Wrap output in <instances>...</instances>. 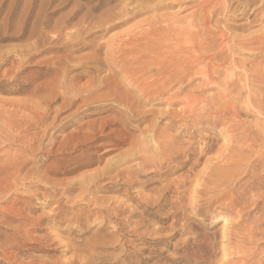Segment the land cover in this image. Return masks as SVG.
<instances>
[{
	"label": "bare ground",
	"instance_id": "bare-ground-1",
	"mask_svg": "<svg viewBox=\"0 0 264 264\" xmlns=\"http://www.w3.org/2000/svg\"><path fill=\"white\" fill-rule=\"evenodd\" d=\"M29 1L20 14L18 13L17 15L16 9L13 6H11L12 8L8 6L7 14L5 17H2V14L6 10V1L0 0V30L5 32L14 30L16 35H19L18 39L27 43L18 51L20 52V58L12 62L18 67L17 72L13 73L12 82L16 84L19 81V77L27 70H24L23 67L27 63H30V60L33 58V52L39 50L41 47L49 45L48 51L57 52L62 55L46 63L45 77L50 76L47 81L40 84H35V82L27 83L25 85L32 87L31 89L27 87L28 90H23L19 87L12 90L14 94L28 93L33 95L38 99L39 105L38 107L37 105L33 107L27 103H10V106L13 108L12 110L5 111L4 108V114H7L8 117H3L2 115L4 114L1 115L0 112V120L2 122L0 132H19L22 122L14 120L13 116L17 117L23 111L32 110L33 116L29 119V126L31 125L34 133L29 137L23 138L18 137V135L16 138L8 134L5 138L7 137L12 141L19 139L26 146L25 152L28 155H41L42 157L39 162L44 163V161L49 160L52 158V155L55 156L59 151H54L56 140H58L54 138V132L64 129L62 125L56 126L60 117L71 110L75 111L70 117L80 115L83 111L85 113L91 111V114L96 115L112 112L116 114L113 118L111 116V118H99L76 128L68 138L66 137L67 141L64 142L62 148H65L64 150L71 149L73 153H79L77 158L80 160L77 162V169H82L100 162L99 158H94V154H91V151L101 147L97 145L99 142L112 140L114 143L111 145L114 148L130 144V150L127 153L119 158L108 161L100 173L89 177H85L87 176L85 175L77 182H70V184L63 185V187L61 185L64 188L61 195L66 196L65 198L69 202H72L73 206L79 202L86 204L85 208L77 209L74 206L70 209L76 211L73 219L76 223L80 224L82 220L89 221L91 216L107 219V222L113 219L120 220L119 224H112L110 226L112 230H108L102 236L100 235L102 230L97 231L92 239L85 244L84 248L75 249L74 255L67 260L68 263L61 264H104V262H97L94 256H98L99 251H107L105 247L109 245H113L115 251H120L118 254L120 257H116L115 264H251L254 259L257 260L261 256V253H258L260 256L256 258L257 254H253L251 250L235 245L236 242L233 243L231 239L236 234L241 233L243 235L242 232L244 234L246 232L249 237L254 239L258 236V233H261L260 229L258 230L259 226L264 225V209L263 217L261 216L260 220L257 217V221H250V223L247 219L252 217L250 214L253 215L255 212H247L249 211V206L252 205L256 209L258 202L264 200V126L258 127L256 125L257 128L255 126L253 128L254 124L252 125L251 122V125H249V122L248 125L252 128L248 127L247 129L244 128L245 125L248 126L247 124H244V126L237 125L236 127L234 123V127L230 125L227 130L229 128L232 129L229 130L230 133L227 132L228 135L236 133L242 139H245H243L244 142H241V138L238 140V144L241 147L235 149V151L229 149L231 153L228 155L225 153L227 151L226 148L222 154L221 152L218 153V158L207 159L204 169L196 172L200 161L205 159L204 156L208 154L209 158V154L215 152L213 147H208L205 143L208 148L202 149L200 152H197L199 151L197 150L196 152L197 154L199 153V156L193 160L194 158L191 157L193 154L190 152L191 149L176 143V138L175 141L174 139L170 140L169 135L158 134L156 130L152 129L153 126L152 128H147L146 123L149 119L145 114L146 111L143 112L140 109L142 101L137 99L138 97L134 98L132 95L144 97L158 94L162 96L176 85H186L193 81L197 75H200L205 85L220 84L222 82V101L230 97L237 98V100L241 97H247L256 104L257 115H263L264 106H260V98L263 96L262 93H264V0H202L197 3V6L193 3L196 6L193 8L195 12L188 16L189 20L186 27L176 32L171 29L173 28L172 25L170 28L174 34L176 33L183 40V42H180L181 40L179 41L176 38V41L178 39V43L174 40L177 50H179V61L177 62L168 57L167 51H165L166 47L164 49V45L162 44L164 38L166 39L168 30H165L166 32L164 33V30L158 29L156 26L157 24H161V22L157 23L156 21L155 23L153 20L156 26L152 28L153 31L145 33L142 38L137 36L131 37L132 35L128 33V36H130V38L128 37V42H123L121 48L117 49L109 46L110 49L106 50L105 53H101L105 41L101 43L102 46L98 42L99 38H97L99 39L98 41L96 40L97 42L92 40L93 42H89V44L81 40L85 35L89 38L95 35L94 31L103 32L119 27L121 25L118 23L120 20L119 16H122L121 14L127 10H125V7L124 9H119L118 13L113 9H108L100 17H95L93 13L106 9L104 7L107 3L105 5L104 0H99L96 4L90 2L85 8L86 13L83 16L81 14L84 9L81 8L82 6H78V10L75 9L69 16L53 25L47 14L42 16L41 13H38L34 17L31 8L36 1ZM139 1L142 2L140 10H143V4L150 5L156 0H151V3L149 0H137V2ZM45 3L46 5H53L55 0H47ZM10 4L15 5L16 0H12ZM133 4L138 5L139 3ZM135 6L133 9H135ZM43 7L44 5L40 9ZM127 18H122V20ZM165 21L167 22V20ZM212 22L216 23L213 27H211ZM258 24L262 25V29L252 32L253 28H256ZM70 27H73L74 30H69ZM157 40L160 42H156ZM166 41L168 42V40ZM85 49H90L91 53L82 57L81 60L73 58L74 54ZM175 54L177 53L174 52L173 55ZM152 56H156V61H152ZM82 60L87 62V66H84ZM218 60L221 64L216 68L214 63L218 62ZM9 62L10 57L8 54H0V68H3ZM73 73L75 74L70 77L69 75ZM148 73L152 76L146 77ZM86 77L89 79L85 84H78L79 80ZM151 78H154V80L150 82ZM188 92L191 93L190 91ZM171 95L173 97V93ZM190 98L195 101V96L190 95ZM233 102L235 104V101ZM3 104L6 105L5 102H0L1 108L5 107ZM42 104L46 105L45 109L40 108ZM219 106L220 108L216 111L217 115H223V113L230 114V111L233 110L234 113L232 112L230 116L232 114L236 116V113L239 111L235 108L236 106L229 107L231 106L229 104L228 107H225L220 102ZM192 108L191 110H193ZM212 110L214 112V109ZM26 119L28 120V118ZM240 120L236 121L239 122ZM244 120L247 121L248 119ZM24 121L26 120L24 119ZM133 123L136 124L134 125ZM194 123L196 124L195 121ZM112 128H115L113 132L107 135L104 134L106 130ZM185 130L179 133L184 135L187 132ZM135 131H138L137 133L139 134H132ZM112 135L114 138H112ZM225 137L224 139H226ZM1 139L0 135V146L3 143ZM231 145L229 144V146ZM233 147L231 146V149H234ZM217 150L219 151V149ZM28 161V159L20 160L14 158L7 160L0 172V199L11 197L13 195L12 190L17 187L19 188V186L24 187L25 182L29 180L35 181L33 182L34 187L45 189L46 194H42L43 199L50 200V198L56 197L48 191L49 189H46L42 185L53 184L52 180H47L45 176L46 172H40L38 168H32L27 172L25 178H20V171H24L22 169ZM186 168L188 169L185 174L179 179L169 180L168 177L170 175L181 172ZM51 172L53 171L51 170ZM53 173H56V171ZM194 176L196 178L193 179ZM247 177L250 179L247 183L245 182L246 185L238 189L233 187L234 179L242 180ZM156 178L157 181L155 183H158L157 185L161 184V186L152 189L153 196L142 194L143 196L141 197L144 204L139 205L142 217L133 228L134 234H137L144 246L142 248L134 246V251L128 252L122 232L124 231L123 229L130 227L129 220L119 219L122 214H125L126 203L114 202L116 206L111 210L112 213H109L110 207L104 205V208L108 212L104 216L103 211L105 210L102 206L104 203H102L103 201L101 202L102 208L98 206V198H93L91 189L100 184L104 179L111 180L112 182L116 181L117 183L123 181L125 186L131 188L134 185H149L152 179ZM137 181H140V183ZM52 186L57 187L59 185L53 184ZM122 190L119 189V191ZM124 190L127 191L124 201L131 200L132 198L129 196L130 190ZM76 192L78 195L74 194ZM24 193L20 197L14 198L13 204L10 207L0 209V216L3 222L9 224L19 222L18 226L15 227L14 244H0V250L12 249V252L7 256L8 261L17 259L18 254L14 255L13 249L18 250L21 240L29 236L28 225L30 222L29 218H26L24 214L27 209H31L32 202L37 198L38 194L32 191L31 188L25 190ZM73 194L76 197L72 196ZM170 194L173 195L170 196ZM18 205L20 208H17ZM189 205H194L195 208L200 209L196 210L195 214L194 212L188 214L187 206ZM93 206H98V209H91ZM161 213H164L165 216L161 217ZM207 215L212 219L223 218L224 227L223 231H221V238L219 237L222 242L219 243L217 238L209 236L206 233L199 234L193 231L187 222L182 224L186 219H191L190 216L204 219ZM230 216L234 217L233 222L229 220ZM198 221L200 224L198 226H201L202 219ZM164 222H167V224L162 226ZM230 226L234 230L231 231ZM165 232L168 234H164ZM262 232L264 235V230ZM184 235H189V237L185 236L186 239L176 244L171 243L176 236L181 237ZM221 243L222 245L219 246ZM256 244L257 251L259 246L258 241ZM172 247L175 251L169 253ZM219 247H221L222 253L217 258V253H219L217 249L219 250ZM230 249L234 251L235 259L233 261H231L233 255L228 254L231 252ZM228 250L229 252H227ZM258 250L260 251V249ZM20 261L18 263L17 259V262L14 264H39L34 259L27 263H23V260L22 262ZM256 264L263 263L261 261V263L258 262Z\"/></svg>",
	"mask_w": 264,
	"mask_h": 264
},
{
	"label": "rangeland",
	"instance_id": "rangeland-1",
	"mask_svg": "<svg viewBox=\"0 0 264 264\" xmlns=\"http://www.w3.org/2000/svg\"><path fill=\"white\" fill-rule=\"evenodd\" d=\"M4 1H6L5 2L6 3V5H5L6 10L2 14V17H5V15L7 14L8 6L9 7L13 6V8L16 9V12L18 15V13L20 14L22 12V10L25 8V5L30 2L29 0H16V4L12 5V4H10L12 0H4ZM34 1H36V2H34V6H32V8H31L33 11V16L35 17L36 15H38V13H41L42 16H45L47 14L53 25L58 23V21L64 19L65 17L69 16L71 14V12H73L75 9L78 10L79 9L78 6H82L81 8L84 9V11L81 14V16H83L86 13L85 8H86V6H88L90 4V2L95 3V4H96V2H99V0H55V3L53 5H46L45 2L47 0H34ZM104 1H105V5L107 3V5L104 7L106 9H103V10L101 9L99 11L94 12L93 16L100 17L103 14V12H105L108 9H113L115 12L118 13L119 9H124V7H125V10L127 9L125 11L126 13L123 12V14H121L122 16H119L120 20L118 21V23H120L121 25L119 27L112 29V30H109V31H103V32L94 31L95 35H93L90 38L88 36H87L88 37L87 38L85 35V36H83L84 39L83 38L81 39L82 41H84V43L89 44V42L91 43L93 41H96V40L98 41L100 39L98 42L101 44L102 42L105 41L104 42L105 43L104 48H102V50L104 52L101 50V53H105V51L110 49V47H114L115 49H117L119 47L121 48L123 42L124 43L128 42V39L130 38V36H128V33H130L132 35L131 37L137 36L139 38H142V37H144L145 33H149L151 31H153L152 28L157 26L158 29L161 28L162 30H164V33L166 32L165 30H168L166 39L164 38V42H162V44L164 45V49L166 47L165 51H167L168 57L173 59L174 62H177V61H179L178 60L179 50H177L176 43H178V39H179V41L181 40L180 42H183V40L180 36L176 35V33L174 34L172 31L174 30L176 32V31H179V30L186 27L188 20H189L188 16H190L191 14H193L195 12V9H193V8H195L197 6V3L201 2L202 0H156L155 1L156 3L154 2L153 4L151 2L154 0H152V1L149 0V2L151 4L150 5L149 4H147V5L143 4V10L142 9L140 10V6L142 5L141 4L142 2L141 1L137 2V0H104ZM133 3H139L140 5L139 4L136 5ZM193 3L196 4V6ZM42 5H44V7L42 9H40V7ZM108 5H109V7H108ZM135 5L138 7H136ZM134 6H135V9H133ZM149 6H150V8H149ZM155 6H157V7H155ZM147 8H149L150 10L148 9L146 11ZM155 8H157V9L155 10ZM138 9H139V11H138ZM151 9H152V11H151ZM132 10L133 11L137 10V11L133 12ZM141 11H143V12L139 13ZM122 18H127L125 20L123 19L126 22H124L122 20ZM127 20H129V21H127ZM152 20L155 21V23H156V21H157V23L161 22V24H157L155 26V23ZM165 20H167V22ZM0 23H1V21H0ZM168 25H169V27H168ZM171 25L173 26V28H171L172 27ZM213 25L215 26L216 23L212 22L211 27H213ZM170 28L173 30H170ZM261 29H262V25L258 24L256 28L255 27L253 28L252 32H257V31H260ZM69 30L73 31L74 29H73V27H70ZM18 36L19 35H16L14 30H9L7 32L0 30V54L1 55H7L8 54L10 57V62L7 65H5L3 68H0V100H1L0 102L6 103V105L3 104L5 107H3V108L0 107L1 115L4 114V108H5V111L13 109L10 106L12 103H14V104L15 103H19V104L20 103H22V104L27 103L29 106L32 105L33 107H35L37 105V107H38V105H39L38 99L36 97H34L33 95H30L28 93L14 94V93H12V90L15 88H18V87L23 89V90H28V89H31L32 87L25 85L27 83L35 82V84H40V83L47 81L50 78V76L45 77L46 63L49 61H52V59L57 58L58 56L62 55V54H59L57 52L48 51L47 49L50 48L49 45H45L44 47H41L39 50L34 51L33 52V58H32V60H30V63H27L23 67L24 70L25 69H27V70L19 77V81L16 82V84H14L12 82L11 78L13 76V73L17 72L18 67H16V65H14L12 62L20 58V55H19L20 52H18V51L20 50V48L24 47L27 44L26 41L18 39ZM97 38H99V39H97ZM110 38H112V39H110ZM176 38H178L177 41H176ZM166 40H168V42ZM174 40L176 41V43L174 42ZM156 42H160V41L157 40ZM107 43L111 44V45H108ZM106 44H107V46H106ZM172 45H173V47H172ZM52 46H54V45H52ZM173 48L177 52L174 51ZM174 52L177 53V54H175L176 56L173 55ZM90 53H91L90 49H85L79 53L74 54L73 58H75L76 60H81L82 57H85V56L89 55ZM152 58H153L152 61L153 60L156 61V56H152ZM82 63H84V66H87V62L85 60H82ZM220 64H221V62L218 60V62L214 63V66L216 65V68H217L218 66H220ZM7 71H8V73H7ZM74 74L75 73L70 74L69 76L71 77ZM146 75H148L146 77L152 76L150 73H148ZM91 76H94V75H91ZM224 77L227 78L226 76H224ZM88 79H89L88 77L81 79L78 81V84L83 85L88 81ZM153 80H154V78H151V80H149V81L151 82ZM221 83L220 84H213V85H205L203 82V79L200 77V75H197L194 78V80L191 81L190 83H187L186 85L178 84L173 89L169 90V92H166V94H164L162 96L158 95V94H151V95H147L144 97L140 96V95H132V96H134V98L138 97L137 99L142 101L141 102L142 107H140V109L143 112L146 111L145 114L148 116L149 121L146 123L148 127L146 125H144V126H146L147 128H152V126H153L152 129L156 130L158 134H160V135L164 134L167 136L169 135L170 140L174 139V141H175V138H176V141H175L176 143L183 145L186 148L188 147L191 149L190 152L193 154V156H191L194 158L193 160L198 158L199 153L197 154V152H200L202 149H207L210 146L213 147L215 152L213 154L212 153L209 154V158H208V154H207V156L206 155L204 156L205 159L200 161L201 164L199 163V166L197 167L196 172H199V170L202 171L204 169L205 161L207 159L218 158L219 157L218 153L221 152V154H222V152L226 148H227V151L225 153H226V155H228L231 153L230 150L235 151V149H239V147H241L238 144V140L241 138L238 134L235 133L233 135L229 134L230 136L228 135V133H230L229 130L232 129V128H229V130H227V128L230 127V125L232 127H234V124H235V127L237 125L238 126L239 125L244 126V124L248 125V122H249V125H251V123H252V125L254 124L253 128H254V126L256 127V125H258V127L264 126V114L263 115H257L256 104L252 100H250L249 98L241 97V98H238V100H237V98L230 97L229 99H225L222 101L221 90H222L223 85H221ZM219 85H221V86H219ZM205 86L207 87V89ZM208 86H209V88H208ZM27 87H29V88L27 89ZM219 87H221V88H219ZM256 88L260 89L259 87H256ZM182 89H183V91H182ZM188 91H190L191 93H189ZM180 92L181 93L183 92L185 94H183V93L181 94ZM172 93H173V97L171 95ZM262 94H263V96H261V98H260L261 99L260 106L263 107L264 106V93H262ZM153 95H155V97H153ZM190 95L195 96V101H193V99L190 98ZM139 96H140V98H139ZM3 99H4V101H2ZM189 99H190V101H189ZM234 99H236V100H234ZM226 100H227V102H225ZM231 100L235 101V104ZM220 102L225 107H228V104L231 105L229 107H235L236 106L235 108H237V110H239L238 111L239 114L235 112L237 115L234 116V114H232L231 116H233V117H231L230 114L232 112L234 113V111L231 110L230 114L229 113H223V115L222 114L217 115L216 111L220 108V106H219ZM206 106L208 109L206 108ZM191 107H193L192 108L193 110H191ZM254 107H255V109H254ZM40 108L45 109L46 105L42 104L40 106ZM212 109H214V112ZM242 109H243V111H242ZM252 109H253V111H252ZM28 110H29V112H27ZM28 110L23 111V113H20L19 115H17V117L13 116L14 120H16V121L20 120L22 122V126H21V128H19L21 130H19V132H16V131H13L11 133L4 132V131L0 132V135L2 137L1 141L3 142L2 145L0 146V172L2 171L3 166L6 164L7 160H9V158L20 159V160L28 159L29 161L27 162V164L22 169L24 171L23 172L20 171L21 172V175H19L20 178H25V176H27V172L30 171L32 168H38L40 170V172L41 171L46 172L47 175L45 173L44 174H45L47 180L48 179L50 181L52 180L51 182L53 184H58L59 186H57L58 187L57 188V187L52 186L53 184H50L47 186L45 184H42V185L44 187H46V189H49L48 191L50 193H52L53 195H55L56 197L50 198V200L43 199L44 197L42 196V194H46L45 189L34 187L33 182H35V181L29 180V181L25 182L24 187L19 186V188L17 187L16 189L12 190L13 195L11 197H9V198L6 197L3 199H0V209L10 207L13 204L14 198L20 197L21 195L25 194L24 193L25 190H28L31 188L32 191H35L38 194V196L32 202V205L30 207L31 209H27L25 211V214H24V216L26 218H29V222H30L28 225V229H29L28 235L29 236L27 235L28 237H25L26 239L27 238L28 239L27 240L26 239L21 240L19 249L18 250L13 249L15 251V252L13 251V253H14V255L18 254L16 257L18 259V263L20 260H21L20 262H22V260H23V263H27L33 259L36 260L39 264L68 263L67 260H69L74 255L75 249L84 248L85 244L92 239L93 235L96 234L97 231L102 230L100 232L101 236L106 234L108 230H112V228L110 226L112 224H117V223L119 224L120 220L113 219L112 221L107 222V219H104V218L102 219L101 217L97 218L95 216H93V217L91 216L89 221L88 220H82V222L80 224L76 223L73 220L75 215H76V211H72L70 209L73 208L74 206H76L77 209L85 208L86 204L84 202H79L73 206V203L69 202L65 198L66 196L61 195L63 192V189H64V188H62L63 185L70 184V182L71 183L77 182L80 179H82L85 175H87L85 177H89L93 174L100 173L108 161L119 158L122 155H124L125 153H127L130 150V144H124V145H121L117 148H114L111 145L112 143H114L112 140L101 141L97 144L98 146H101V147L96 148L93 151H91V154L92 155L94 154L93 157L99 158L100 162H98V163H96V164H94L88 168L77 169V167H78L77 162H78V160H80L77 158L79 156V153H73V150H71V149L70 150H64L65 148H62V145H64V142L67 141L66 137L68 138L71 135V133L74 132V130L76 128H78L79 126H81L82 124H86L88 122L97 120L99 118H104V117H110L111 116L113 118L116 116V114H113L112 112H106V113L104 112L100 115L99 114L96 115V114H91V111L86 112V113L83 111V112H81L80 115H77L75 117H70V115L73 114L75 111V110H71L67 114L60 117L59 121L56 123V126L57 125L64 126L63 130H59L57 132H54L55 133L54 138L58 139V140H56V145H55L54 151L55 152L57 150H59V151L56 153L55 156L52 155V158H50L49 160L44 161V163L43 162L40 163L39 160L42 156L41 155H34V156L28 155V153L25 152L26 146L22 143V141H20L19 139H16V141H12V140H9L7 137L5 138V136H7L8 134L15 136V137L18 135V137L23 138V137H29L34 133V130L31 127V125L29 126V119L33 116V113H32V110H30V109H28ZM240 111H241V113H240ZM191 113H192V115H191ZM2 116L5 118L8 117L7 114H4ZM237 116H239V117L236 118ZM176 117H177V119H176ZM183 117H185V118H183ZM188 117H190V118H188ZM253 117L255 118V120ZM13 118H11V119L13 120ZM26 118H28V120ZM230 118H232V119H230ZM242 118H243V120H242ZM251 118H252V120H251ZM24 119L26 121H24ZM191 119H193V120H191ZM235 119L236 120L241 119L242 121L240 120L239 122L240 123L242 122L241 123L242 125L238 121H236ZM244 119H248V120L246 121ZM194 121L196 122V124L194 123ZM200 121H202V122H200ZM244 121H245V123H243ZM1 124H2V122L0 120V125ZM133 124L135 125L136 123H133ZM249 125L248 126L245 125L246 127L244 126V128L247 129L249 127ZM184 128L187 130V132L185 133L186 135L185 134L182 135L181 133H179L182 130H185ZM249 128H252V127L250 126ZM113 130H115V128L106 130L104 134L105 135L110 134L111 132H113ZM137 132L138 131H135L136 134L134 132L132 134L138 135L139 133H137ZM19 133H20V135H19ZM223 134L225 136L226 135L227 136L225 137ZM224 137L227 140L224 139ZM112 138H114L113 135H112ZM243 139L242 138L240 139L241 142H244L245 139L244 140ZM205 143L208 147H206ZM234 143H235V145H234ZM5 144H7V145H5ZM217 144H218V146H216ZM229 144H232L231 146L232 147L234 146L233 147L234 149H231V146H229ZM192 146H193V148H192ZM217 149H219V151ZM197 150H199V151H197ZM191 153H189V154H191ZM232 154H233V152H232ZM187 169L188 168H186L185 170H182L181 172H177V173L170 175L168 177L169 180H177L176 178L179 179L182 175L185 174ZM51 170L53 172L56 171V173L51 172ZM194 178H196V177L194 176L193 179ZM108 179H104L103 180L104 182L102 181L100 184L96 185L97 187L96 186L93 187L91 189V192H92L91 195L95 199L98 198L97 199L99 201L98 206H100V208H102L101 202L103 201L102 203H104V204L102 206H103V209L105 210V211H103L104 216H106V214H108L107 210L104 208V205L110 207L109 213H112L111 210L116 206L114 202L117 201V202H121V203L122 202L126 203V206H125L126 211L124 212L125 214H122L119 217V219H122V220L123 219L129 220L130 227L128 229L123 227V228H125V229H123L124 231L122 232L124 242L126 243L128 252L134 251V246L136 248H140V247L142 248V246H144V245H142V241L139 240L137 234H134V232H133V228L136 226L137 222H139L141 220V217H142L141 216L142 211L139 208V205L144 204V201H142L143 198L141 196H143V195L153 196L154 193L152 194V189H154V187H160L161 184L157 185L158 183H155L157 181V178H156V179H152V182L149 185H146V186L134 185L131 188H128L127 186H125L123 184V181H121L120 183L119 182L117 183L116 181L112 182L111 180H108ZM249 179H250L249 177L244 178L242 180L241 179L240 180L234 179L235 182H234L233 187L238 189L241 186L246 185V183L249 181ZM138 183H140V181ZM61 185H62V187H61ZM119 189L120 190L123 189V190L119 191ZM124 189L130 190L129 196L132 198L131 200L124 201L126 199L125 194L127 193V191ZM77 192L74 194H77ZM74 194L72 196L76 197V195H74ZM78 194H79V192H78ZM171 195H173V194H170V196ZM88 198H90V197H88ZM107 202H108V204H107ZM251 204H252V202H251ZM98 206L97 207L93 206L91 209H94V208L98 209ZM17 208H20V206L18 205ZM259 208H260V210H258ZM187 209L189 211L188 214L193 213V212L195 214V211L200 209V208L197 209V208H195L194 205H189V206H187ZM263 209H264V200L258 202V207L256 209H255V207L250 205L249 209H248L249 211H247V212L253 213L255 211L256 213L254 212L253 215L250 214V216H252V217L247 218L248 221L249 222L250 221L251 222L257 221V219H256L257 217L259 218L258 220H260V218L263 214ZM57 212H58V214H56ZM259 212H260V214H259ZM49 213H50V215H49ZM44 214H45V216H43ZM161 214L163 215V216L161 215V217L165 216L164 213H161ZM0 215H1V213H0ZM52 216H54L55 218ZM190 217H191V219L190 218L186 219V221H183L182 224H185V222H187V224L189 226H191L190 228L193 229V231H196L199 234H205L206 233L209 236H213V237L217 238L219 243L222 242L220 240L221 235H222L221 231H223V227H224V220L222 217H218L216 219H212L209 215L205 216L204 219L203 218H196L193 216H190ZM30 219L33 222H31ZM201 219L203 222H202L201 226H198V225H200L198 220H201ZM229 220L233 222L234 217L230 216ZM168 223H170V222H168ZM18 224H19V222H15L13 224L5 223V222H3V220L0 216V244H6V245L7 244H10V245L14 244L15 227L18 226ZM165 224H167V222H164L162 224V226H165ZM30 225H31V227H30ZM230 230L232 231V230H234V228H232V226H230ZM258 230L261 231V233H258L259 232L258 231L257 232L258 236L254 239L249 237V235L246 232H245V234H244V232H242L243 235H241V233L236 234V236H234L231 239V241L233 243L236 242L235 245H237L243 249L251 250V253H253V254L255 253L258 255V253H261V256L259 254L256 258H258L259 256L260 257L257 260L254 259V261H252L251 264H256L258 262L261 263V261L264 264V238H263L264 235L262 232L264 230V225H262V226L260 225ZM129 232H131V233H129ZM164 234H168V233L165 232ZM214 235H216V236H214ZM239 235H241V236H239ZM185 236L186 235L181 236V237L176 236V238L174 240H172L171 243L176 244L177 242H180L181 240L186 239V237H189V235H187L186 237ZM190 237H192V236L190 235ZM132 240H133V242H132ZM257 241H258V245L262 246V247L258 246V249H260V251L258 249L256 251V245H257L256 242ZM242 242H243V244H241ZM238 243H240V244H238ZM253 244H255V245H253ZM221 245H222V243L219 246H221ZM113 247H114L113 245L106 246L105 248H107V251H103V250L99 251V255L94 256V259L97 260V262H104V264H115L114 261H115L116 257H120V256H118L120 251H115L113 249ZM220 249H221V247H219V250L217 249V252H219V253L216 252L217 258H219L221 256L222 251ZM174 251L175 250L172 247V248H170L169 253H173ZM230 251L231 252L228 254L233 255V256L231 257L232 259L230 257L229 258L231 259V261H233V259H235L234 251L232 249H230ZM11 252H12V249H10V250L9 249H4V250L1 249L0 250V261H1L0 264H14L17 262V259H12L11 261L7 260V256H9V254ZM227 252H229V250ZM255 261H257V262H255Z\"/></svg>",
	"mask_w": 264,
	"mask_h": 264
}]
</instances>
